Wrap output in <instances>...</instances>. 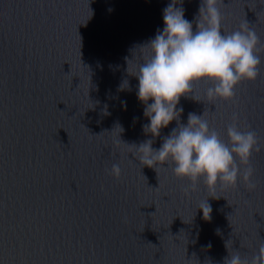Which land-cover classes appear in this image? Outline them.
<instances>
[{
  "label": "water",
  "instance_id": "1",
  "mask_svg": "<svg viewBox=\"0 0 264 264\" xmlns=\"http://www.w3.org/2000/svg\"><path fill=\"white\" fill-rule=\"evenodd\" d=\"M170 2L0 0V264H224L232 249L250 259L264 243V149L251 157L254 188L240 178L210 191L201 179L190 195L171 166L138 159L135 145L152 137L127 68L137 70ZM223 3L222 31L246 20L264 45V0ZM200 4L177 5L193 31ZM260 55L258 77L237 85L234 102L209 101L211 81L194 84L177 105L180 123L205 111L227 141L238 113L264 144ZM206 199L210 219L198 207Z\"/></svg>",
  "mask_w": 264,
  "mask_h": 264
},
{
  "label": "clouds",
  "instance_id": "2",
  "mask_svg": "<svg viewBox=\"0 0 264 264\" xmlns=\"http://www.w3.org/2000/svg\"><path fill=\"white\" fill-rule=\"evenodd\" d=\"M181 3L182 0L180 3L171 0L163 9V30L157 29L155 37L140 46L149 51L142 56L135 73L127 68L139 81L137 97L144 104L143 115L149 121L142 127L152 137L135 145L140 153L138 159L154 169L160 165L171 166L176 177L187 178L190 183L182 189L185 195L196 191L201 179L210 191L218 183L234 187L240 178L249 188H254L250 179L255 171L251 157L264 149V144L251 126L242 129L238 113H233L225 141L219 132L210 128L205 111L202 115L190 112L187 124L180 123L183 108L177 105L202 80L212 82L213 86L206 89L209 101L220 98L234 102L237 85L258 77L264 45L246 20L236 30L222 31L220 6H226L223 0H201L195 31L193 22L185 18V9L177 6ZM128 87L125 79L121 89ZM173 120L177 126L162 138L159 148H154L155 138ZM120 129L122 132L123 128ZM109 174L119 178V164H113ZM198 207L204 218L210 219L212 209L207 199ZM224 264H264V243L250 259L240 250L232 249Z\"/></svg>",
  "mask_w": 264,
  "mask_h": 264
}]
</instances>
